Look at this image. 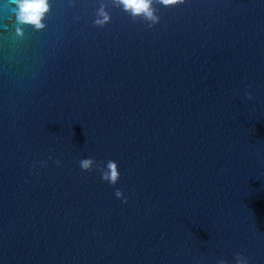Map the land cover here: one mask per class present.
<instances>
[{"label": "water", "instance_id": "water-1", "mask_svg": "<svg viewBox=\"0 0 264 264\" xmlns=\"http://www.w3.org/2000/svg\"><path fill=\"white\" fill-rule=\"evenodd\" d=\"M157 8L0 0V264H264V0Z\"/></svg>", "mask_w": 264, "mask_h": 264}, {"label": "clouds", "instance_id": "clouds-1", "mask_svg": "<svg viewBox=\"0 0 264 264\" xmlns=\"http://www.w3.org/2000/svg\"><path fill=\"white\" fill-rule=\"evenodd\" d=\"M114 6L126 12L133 20H143L148 24V27H154L160 23V16L158 15L157 5H162L167 8L184 5L188 0H113ZM16 3V20L20 25H29L36 29H44V23L47 14L51 11V0H15ZM111 14L108 11L107 5L101 7L98 17L94 23L97 26L103 27L111 22ZM20 34H23L22 28L18 29ZM249 100L254 97L251 92L248 93ZM51 159V157H49ZM56 163L59 165L60 161ZM80 167L84 171H92L97 167V161L92 158L82 159ZM98 170L101 173V179L111 185H116L121 179V172L119 170L118 162L109 160L106 164L101 162ZM116 197L127 203V198L122 190L117 189ZM219 264H227L226 261H219ZM235 264H249L247 258L243 255L235 257Z\"/></svg>", "mask_w": 264, "mask_h": 264}]
</instances>
